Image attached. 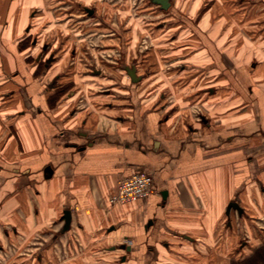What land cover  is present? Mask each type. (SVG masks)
I'll return each mask as SVG.
<instances>
[{
	"label": "crops",
	"instance_id": "crops-1",
	"mask_svg": "<svg viewBox=\"0 0 264 264\" xmlns=\"http://www.w3.org/2000/svg\"><path fill=\"white\" fill-rule=\"evenodd\" d=\"M5 1L0 0V35L8 26L10 7ZM74 1L82 10L88 8L82 0ZM169 1L168 8L158 5L160 13L172 6ZM73 12L80 18V12ZM14 26L23 27L20 22ZM111 61L110 66L118 68V59ZM124 65H133L139 79L132 81L128 74L96 65L90 67L93 77H86L110 83L98 92L109 99V112L95 107L93 94L92 107L68 109L50 108L49 97L38 94L36 101L46 106L38 107L36 123L14 124L8 149L2 146L5 140L0 141L6 151L12 147L21 153L12 163H7L6 152L0 153V257L15 241V264H55V258L75 253L71 248L77 245L86 259L80 264H183L200 257L198 246L207 249V257H217L213 246L204 247L215 238L211 228L224 223L230 228L233 218L240 226L245 223L253 209L251 194L245 193L247 179L260 180L262 174L252 173L243 159L246 146H256L258 139L245 134L236 139L225 124L216 128L205 119L201 125L188 122L187 129L180 128L182 123L166 114L165 104L149 110L145 105L150 102L137 103L138 93L130 85L150 75L140 73L133 60ZM59 76L55 74L51 83ZM63 95L71 98L74 91ZM19 114L26 115L23 110ZM137 170L152 176L151 194L126 204H108L120 179ZM259 188L264 193V187ZM232 200L242 208L241 214L232 209L226 214ZM64 210L70 212L66 230ZM24 241L30 251L21 249Z\"/></svg>",
	"mask_w": 264,
	"mask_h": 264
},
{
	"label": "rangeland",
	"instance_id": "rangeland-1",
	"mask_svg": "<svg viewBox=\"0 0 264 264\" xmlns=\"http://www.w3.org/2000/svg\"><path fill=\"white\" fill-rule=\"evenodd\" d=\"M82 1L92 9L91 17L74 0L5 1L10 10L8 26L0 35L2 146L9 148L14 124L36 123L37 109L45 105L36 101L38 94L49 97L50 108L61 109L90 108L93 94L95 107L109 112L105 107L109 99L98 92L110 83L87 81V76L93 77L90 67L111 68L124 76L121 64L133 60L140 73L150 75L144 82L125 83L134 86L137 103L150 102L145 105L149 110L165 104L166 114L181 122L180 128L187 129L188 122H210L216 128L225 124L236 139L243 134L258 139L256 146H246L243 159L252 173L262 174L260 180L247 179L245 193L251 194L253 209L245 223L240 226L233 218L230 228L225 223L211 228L215 238L204 247L213 246L217 257H207V249L198 246L200 257L183 264H264L254 260L255 251H264V193L259 188L264 187V0H171L172 6L163 13L152 0ZM73 11L80 12V18ZM19 22L23 27L16 29ZM116 59L118 68H113L111 60ZM55 74L60 76L51 83ZM70 91L71 98L63 95ZM21 110L26 115L21 116ZM5 148L0 147V153L9 155L7 163L20 157L12 147ZM16 247L15 241L8 243L0 264L17 262ZM30 247L24 241L21 249ZM71 249L75 253L55 258V264L86 262L78 253L82 246Z\"/></svg>",
	"mask_w": 264,
	"mask_h": 264
},
{
	"label": "built area",
	"instance_id": "built-area-1",
	"mask_svg": "<svg viewBox=\"0 0 264 264\" xmlns=\"http://www.w3.org/2000/svg\"><path fill=\"white\" fill-rule=\"evenodd\" d=\"M152 191V176L145 170H137L120 179L115 190L108 195L107 202L110 205L126 204L145 199Z\"/></svg>",
	"mask_w": 264,
	"mask_h": 264
},
{
	"label": "water",
	"instance_id": "water-1",
	"mask_svg": "<svg viewBox=\"0 0 264 264\" xmlns=\"http://www.w3.org/2000/svg\"><path fill=\"white\" fill-rule=\"evenodd\" d=\"M153 2L158 3L162 8H168V6L170 5L169 0H153ZM86 10L91 13L92 9L90 8H86ZM126 73L129 75V77L131 78L132 81H136L139 79L138 76H136V70L135 67L133 65L128 66V65H124L123 66ZM49 171H51L49 168H47ZM230 209H235L238 211L239 214H241L242 212V208L240 207V205L232 200L227 204L226 207V214L229 213ZM63 220H64V225H63V230L68 229L69 224H70V212L69 210H64L63 212Z\"/></svg>",
	"mask_w": 264,
	"mask_h": 264
},
{
	"label": "trees",
	"instance_id": "trees-1",
	"mask_svg": "<svg viewBox=\"0 0 264 264\" xmlns=\"http://www.w3.org/2000/svg\"><path fill=\"white\" fill-rule=\"evenodd\" d=\"M256 254V255H255ZM255 256L256 257H254V260L256 261V259H259V260H264V251H259V252H257V251H255ZM254 262V261H253ZM257 264H260V261L259 262H256ZM255 263V264H256ZM251 264H254V263H251Z\"/></svg>",
	"mask_w": 264,
	"mask_h": 264
},
{
	"label": "flooded vegetation",
	"instance_id": "flooded-vegetation-1",
	"mask_svg": "<svg viewBox=\"0 0 264 264\" xmlns=\"http://www.w3.org/2000/svg\"><path fill=\"white\" fill-rule=\"evenodd\" d=\"M152 1H153V0H152ZM169 2H170V1H169ZM169 6H170V5H169ZM169 6H168V7H169Z\"/></svg>",
	"mask_w": 264,
	"mask_h": 264
}]
</instances>
